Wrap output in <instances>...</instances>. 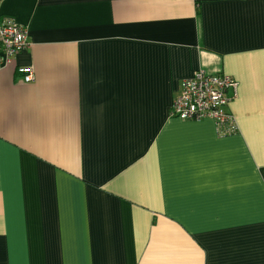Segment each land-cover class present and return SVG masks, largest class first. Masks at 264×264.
I'll return each mask as SVG.
<instances>
[{
	"label": "crops",
	"instance_id": "1",
	"mask_svg": "<svg viewBox=\"0 0 264 264\" xmlns=\"http://www.w3.org/2000/svg\"><path fill=\"white\" fill-rule=\"evenodd\" d=\"M0 264H264V0H1ZM34 69L24 83L21 67ZM226 75L222 135L170 116Z\"/></svg>",
	"mask_w": 264,
	"mask_h": 264
},
{
	"label": "built area",
	"instance_id": "2",
	"mask_svg": "<svg viewBox=\"0 0 264 264\" xmlns=\"http://www.w3.org/2000/svg\"><path fill=\"white\" fill-rule=\"evenodd\" d=\"M27 47L25 29L10 19L0 20V67L12 63L16 55ZM18 72L24 83L34 82L33 67H21ZM236 88L237 82L229 76L199 70L182 81L179 94L172 100L170 116L183 121L209 118L222 135L233 133L235 125L226 112L230 101L226 92H235Z\"/></svg>",
	"mask_w": 264,
	"mask_h": 264
},
{
	"label": "water",
	"instance_id": "3",
	"mask_svg": "<svg viewBox=\"0 0 264 264\" xmlns=\"http://www.w3.org/2000/svg\"><path fill=\"white\" fill-rule=\"evenodd\" d=\"M1 1V0H0Z\"/></svg>",
	"mask_w": 264,
	"mask_h": 264
}]
</instances>
